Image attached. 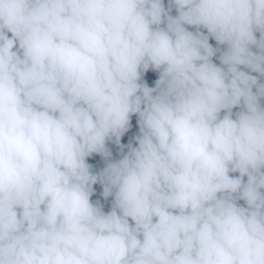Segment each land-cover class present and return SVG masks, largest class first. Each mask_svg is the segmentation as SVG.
Segmentation results:
<instances>
[{
    "label": "clouds",
    "instance_id": "clouds-1",
    "mask_svg": "<svg viewBox=\"0 0 264 264\" xmlns=\"http://www.w3.org/2000/svg\"><path fill=\"white\" fill-rule=\"evenodd\" d=\"M0 264H264V0H0Z\"/></svg>",
    "mask_w": 264,
    "mask_h": 264
}]
</instances>
